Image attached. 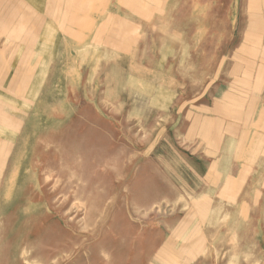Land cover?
<instances>
[{
  "label": "rangeland",
  "instance_id": "obj_1",
  "mask_svg": "<svg viewBox=\"0 0 264 264\" xmlns=\"http://www.w3.org/2000/svg\"><path fill=\"white\" fill-rule=\"evenodd\" d=\"M102 3L2 30L0 264H264V0Z\"/></svg>",
  "mask_w": 264,
  "mask_h": 264
},
{
  "label": "crops",
  "instance_id": "obj_2",
  "mask_svg": "<svg viewBox=\"0 0 264 264\" xmlns=\"http://www.w3.org/2000/svg\"><path fill=\"white\" fill-rule=\"evenodd\" d=\"M102 2V0H96V2ZM105 5L100 4L96 6V10L91 14L92 27L96 30H104L105 35H101L105 40H114V15H113V0H104ZM49 5L46 6L44 11H47ZM33 12V10H31ZM49 11V10H48ZM19 6L17 0H0V85H2V72L5 69L11 70L10 63L15 62L17 58V48L14 51H8L5 49L8 45L3 44L2 30H9L11 35L14 33L13 37L10 36L8 40H17V30L19 27ZM28 12V10H26ZM30 12V11H29ZM7 38V37H6ZM11 43V42H9ZM17 44V43H16ZM4 47V49H3ZM12 47V46H10ZM16 47V45H14ZM9 53V54H8ZM4 64V65H3Z\"/></svg>",
  "mask_w": 264,
  "mask_h": 264
}]
</instances>
